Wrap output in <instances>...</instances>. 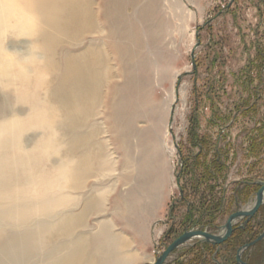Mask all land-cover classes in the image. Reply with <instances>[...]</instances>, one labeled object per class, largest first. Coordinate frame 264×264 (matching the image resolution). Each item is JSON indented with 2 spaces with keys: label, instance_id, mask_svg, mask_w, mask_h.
<instances>
[{
  "label": "bare ground",
  "instance_id": "obj_1",
  "mask_svg": "<svg viewBox=\"0 0 264 264\" xmlns=\"http://www.w3.org/2000/svg\"><path fill=\"white\" fill-rule=\"evenodd\" d=\"M138 1L0 0V226L19 225L12 242L27 257L34 246L54 245L65 254L50 264L156 259L145 261L136 243L115 232L113 221L99 219L112 211L146 241V221L167 193L156 125L162 106L147 90L153 68L168 66L173 56L162 45L165 22L140 25L150 24L154 8L160 12V0L145 4L135 22L124 7ZM157 75L166 81L170 67ZM138 119L144 121L138 125ZM105 132L121 151L122 180L134 181L113 198L112 208L89 181L113 166L100 138ZM40 217L41 228L29 229ZM92 217L99 220L92 223Z\"/></svg>",
  "mask_w": 264,
  "mask_h": 264
},
{
  "label": "rangeland",
  "instance_id": "obj_2",
  "mask_svg": "<svg viewBox=\"0 0 264 264\" xmlns=\"http://www.w3.org/2000/svg\"><path fill=\"white\" fill-rule=\"evenodd\" d=\"M148 2L128 4L124 12L136 22V14ZM229 2L160 0V12L154 8L156 15L150 24H140L147 29L165 22L162 45H167L173 56L168 65L169 79L158 80L157 71L168 67L161 64L153 68L147 90V95L162 106L156 125L167 160L166 198L146 221V241L140 231L134 234L117 221L112 211L99 219L113 221L115 232L129 237L133 246L137 244L145 261L161 253L182 231L190 215L201 222L209 219L222 224L228 214L246 209L259 188L254 182L264 181V0H233L227 8ZM16 39L22 40L23 36ZM146 53L155 61L150 49L146 48ZM116 81L122 80L116 77ZM138 121L139 125L144 119ZM100 126L103 130L108 127L105 122ZM100 138L109 149L108 158L114 161L113 166L89 181L95 193L106 199L105 207L112 208L113 198L129 189L134 181L121 178L126 168L111 134L101 133ZM137 152L132 147L130 154L136 157ZM38 219L28 228H41L42 219ZM90 220L96 221L93 217ZM263 229L264 202L247 229L237 230L224 243L222 263L238 264L233 257L235 248L254 240ZM20 231L19 225L0 226V243L9 244L0 247V264H50L51 258L65 254L64 250L56 251L54 245L34 246L31 257H27L22 246L12 242L19 238ZM178 252L179 249L165 264H197L195 250L175 261ZM241 258L248 264H264V237L243 250Z\"/></svg>",
  "mask_w": 264,
  "mask_h": 264
},
{
  "label": "water",
  "instance_id": "obj_3",
  "mask_svg": "<svg viewBox=\"0 0 264 264\" xmlns=\"http://www.w3.org/2000/svg\"><path fill=\"white\" fill-rule=\"evenodd\" d=\"M233 0H230V2L227 4V8L230 6ZM194 54L191 53V59L193 60ZM178 83V81H177ZM173 110H170L169 117L172 118ZM255 184L259 185V188L255 192V198L254 201L250 203V206L246 209H239L235 212L231 213L226 222L220 227L222 228V232L219 235L210 234L204 231L200 230H187L184 231L182 234H180L178 237H176L174 240H172L168 245L164 247V249L161 251V253L156 257V259L153 261V263H147V264H163L168 255L171 251H173L175 248H177L179 245L184 244L191 238H198L200 241H206L210 242L211 244H220L223 242L231 233L232 231V225L234 222L240 220L243 217H246L248 219L249 217L253 216L255 212L258 210L260 205L264 202V181H256ZM181 192V190H180ZM264 237V229L263 231L254 239L251 240L237 248L236 254H235V260L238 264H247L241 259V254L243 250L250 247L254 243H256L258 240L262 239Z\"/></svg>",
  "mask_w": 264,
  "mask_h": 264
},
{
  "label": "flooded vegetation",
  "instance_id": "obj_4",
  "mask_svg": "<svg viewBox=\"0 0 264 264\" xmlns=\"http://www.w3.org/2000/svg\"><path fill=\"white\" fill-rule=\"evenodd\" d=\"M235 211H233V212H235ZM230 214H228V216ZM253 216L249 217L248 219H246V217H243L240 220L234 222L232 225V231H231L230 235L223 242H221L218 245H216V244L214 245V244H211L210 242H206V241L202 242L198 238L189 239L187 242L179 245L177 248H175L173 251H171L163 264H165L169 258L173 257V254L175 252H177L178 249H179V252L174 255L175 259H176L175 261L178 260L179 256L182 257L185 254L191 252L192 250H195L196 253L198 254L197 255L198 256L197 264H205L206 261H208L209 264H223L221 261V251H222L224 243L227 240L231 239L233 234L237 230H239L241 228L247 229V225ZM227 218L225 219V221L222 224H215V223H213V221H210L209 219H207L208 221L204 220L203 222H201L198 220V218L194 219L193 216L190 215L188 218V221L183 225L184 227H183L182 231L180 233H178L172 240H174L176 237H178L180 234H182L184 231H187V230H200V231H204V232H207L210 234L219 235L222 232V228H220V227L226 222ZM241 245H243V244H241ZM237 248H235V250L233 252L234 260H235V254H236ZM243 261L246 262L245 260H243Z\"/></svg>",
  "mask_w": 264,
  "mask_h": 264
},
{
  "label": "trees",
  "instance_id": "obj_5",
  "mask_svg": "<svg viewBox=\"0 0 264 264\" xmlns=\"http://www.w3.org/2000/svg\"><path fill=\"white\" fill-rule=\"evenodd\" d=\"M183 198H184V196H183V194H182V199H183ZM182 199H181V200H182Z\"/></svg>",
  "mask_w": 264,
  "mask_h": 264
}]
</instances>
